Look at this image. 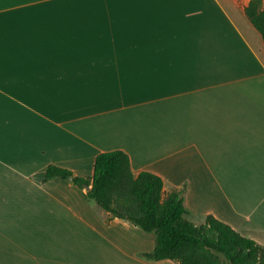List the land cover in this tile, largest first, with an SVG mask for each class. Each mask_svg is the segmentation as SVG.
Masks as SVG:
<instances>
[{
  "label": "crops",
  "instance_id": "obj_1",
  "mask_svg": "<svg viewBox=\"0 0 264 264\" xmlns=\"http://www.w3.org/2000/svg\"><path fill=\"white\" fill-rule=\"evenodd\" d=\"M250 0H0V264L147 261L155 235L108 219L48 166L91 177L120 150L264 246V44Z\"/></svg>",
  "mask_w": 264,
  "mask_h": 264
},
{
  "label": "trees",
  "instance_id": "obj_2",
  "mask_svg": "<svg viewBox=\"0 0 264 264\" xmlns=\"http://www.w3.org/2000/svg\"><path fill=\"white\" fill-rule=\"evenodd\" d=\"M245 15L264 44L262 0H250ZM51 179L70 181L79 188L89 187L87 197L108 214V219H123L146 233H153L154 250L142 255L147 261L264 264V246L211 216L202 225H193L185 219L182 192L164 195L160 177L146 171L133 175L128 156L120 150L98 154L91 177H77L67 169L50 165L43 181Z\"/></svg>",
  "mask_w": 264,
  "mask_h": 264
},
{
  "label": "rangeland",
  "instance_id": "obj_3",
  "mask_svg": "<svg viewBox=\"0 0 264 264\" xmlns=\"http://www.w3.org/2000/svg\"><path fill=\"white\" fill-rule=\"evenodd\" d=\"M262 4H263V8H264V0H262ZM222 257V256H221ZM222 259L224 260V258L222 257ZM226 264H229L226 262Z\"/></svg>",
  "mask_w": 264,
  "mask_h": 264
}]
</instances>
